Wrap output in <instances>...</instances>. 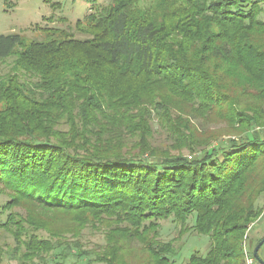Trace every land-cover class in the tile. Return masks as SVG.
Instances as JSON below:
<instances>
[{
  "label": "trees",
  "instance_id": "1",
  "mask_svg": "<svg viewBox=\"0 0 264 264\" xmlns=\"http://www.w3.org/2000/svg\"><path fill=\"white\" fill-rule=\"evenodd\" d=\"M83 1L65 28L0 34V264L72 248L77 263L178 264L192 232L208 246L182 264H246L264 201V0Z\"/></svg>",
  "mask_w": 264,
  "mask_h": 264
},
{
  "label": "rangeland",
  "instance_id": "2",
  "mask_svg": "<svg viewBox=\"0 0 264 264\" xmlns=\"http://www.w3.org/2000/svg\"><path fill=\"white\" fill-rule=\"evenodd\" d=\"M55 1L59 3V7L52 8L44 4L42 0H18L16 7L9 9L4 6L3 0H0V34L18 33L24 35L27 40H30L36 35L33 28H35L37 23L42 27L49 25L65 28L68 24L74 23L77 19L83 18L91 12V6L83 0ZM100 4L105 5L107 4V1H101ZM262 18L264 19V14ZM11 62L12 59L7 60V62H0V74H6L10 71L9 63ZM153 128L155 131L154 145H167L168 139L166 138L165 133L160 132L156 124ZM184 153H187L189 157L191 156L186 150H184ZM6 199V195H0V203H3ZM263 203L264 201H262L261 204L263 205ZM18 211L23 212L22 210ZM260 221L254 225L250 232L249 245L253 252L256 242H259L264 238V219L261 222ZM162 224L161 238L163 241H169L177 236L179 228L172 219L163 221ZM182 240L185 243V247L179 258H177L178 264H182L188 260L193 251L200 250L204 252L208 246V239L206 237H200L193 232L184 236ZM82 242L85 250H97V246L104 243L103 233L86 230ZM10 244H13V239L7 233L0 231V247L6 249ZM256 245H258V243ZM71 251L72 254L65 261L62 259L60 251H57L50 256L47 263L40 264L86 263V260L77 263V258L74 255L76 249L72 248ZM258 255L264 263V245L259 250ZM263 263L258 260L255 261V264ZM4 264L16 263L13 259L8 257L4 261Z\"/></svg>",
  "mask_w": 264,
  "mask_h": 264
},
{
  "label": "built area",
  "instance_id": "3",
  "mask_svg": "<svg viewBox=\"0 0 264 264\" xmlns=\"http://www.w3.org/2000/svg\"><path fill=\"white\" fill-rule=\"evenodd\" d=\"M191 158V156H190ZM262 218H264V203L262 206V213L260 215L259 220L256 223H252L247 230L246 236H245V243H244V253L246 257V264H255V257H254V252L251 250L250 245H249V237H250V232L252 228L254 227L255 224H257ZM255 250V249H254Z\"/></svg>",
  "mask_w": 264,
  "mask_h": 264
},
{
  "label": "water",
  "instance_id": "4",
  "mask_svg": "<svg viewBox=\"0 0 264 264\" xmlns=\"http://www.w3.org/2000/svg\"><path fill=\"white\" fill-rule=\"evenodd\" d=\"M264 245V238L258 243V245L255 247L254 250V257L256 260L260 261L261 263H263V261L259 258L258 252L261 249V247ZM264 264V263H263Z\"/></svg>",
  "mask_w": 264,
  "mask_h": 264
},
{
  "label": "crops",
  "instance_id": "5",
  "mask_svg": "<svg viewBox=\"0 0 264 264\" xmlns=\"http://www.w3.org/2000/svg\"><path fill=\"white\" fill-rule=\"evenodd\" d=\"M263 219H264V218H262L261 221H262ZM261 221H260V222H261ZM257 243H258V241L256 242V244H257ZM256 244H255V245H256Z\"/></svg>",
  "mask_w": 264,
  "mask_h": 264
}]
</instances>
